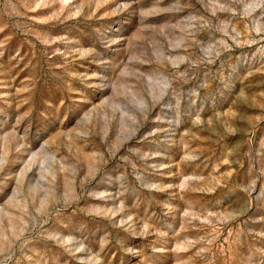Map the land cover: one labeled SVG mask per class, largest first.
Masks as SVG:
<instances>
[{
	"label": "rangeland",
	"instance_id": "374dc122",
	"mask_svg": "<svg viewBox=\"0 0 264 264\" xmlns=\"http://www.w3.org/2000/svg\"><path fill=\"white\" fill-rule=\"evenodd\" d=\"M0 264H264V0H0Z\"/></svg>",
	"mask_w": 264,
	"mask_h": 264
}]
</instances>
